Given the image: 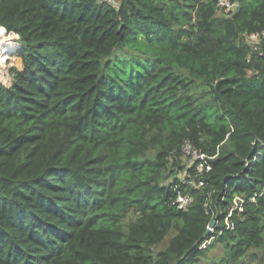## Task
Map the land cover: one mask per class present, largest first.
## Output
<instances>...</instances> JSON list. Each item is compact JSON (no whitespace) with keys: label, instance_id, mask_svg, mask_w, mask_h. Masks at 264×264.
Here are the masks:
<instances>
[{"label":"trees","instance_id":"1","mask_svg":"<svg viewBox=\"0 0 264 264\" xmlns=\"http://www.w3.org/2000/svg\"><path fill=\"white\" fill-rule=\"evenodd\" d=\"M233 1L0 0V264H264V0Z\"/></svg>","mask_w":264,"mask_h":264},{"label":"rangeland","instance_id":"2","mask_svg":"<svg viewBox=\"0 0 264 264\" xmlns=\"http://www.w3.org/2000/svg\"><path fill=\"white\" fill-rule=\"evenodd\" d=\"M5 39L10 41L9 45L0 46V78L5 83H10L8 81L11 80V76L9 75L12 68L15 66L21 67L22 66V59L16 54V49L19 47V45L16 42L17 34L16 33H8L7 30L5 32ZM6 42L3 38L0 39V43ZM182 162L184 164L189 165L192 163V160L190 158L183 159ZM186 174V171L181 173L182 176ZM137 213H131L126 220L125 224L127 225L128 222L134 218H136ZM211 233H213L216 228H211ZM213 244L215 243L214 240L212 241ZM211 242V243H212ZM210 243V244H211ZM166 246V242L156 246V250H160ZM209 247V245H208ZM223 254V248L222 245L219 243H215L214 245L210 246L207 250L206 254L202 256V258L196 263V264H208L209 261H212L213 259L221 257Z\"/></svg>","mask_w":264,"mask_h":264},{"label":"built area","instance_id":"3","mask_svg":"<svg viewBox=\"0 0 264 264\" xmlns=\"http://www.w3.org/2000/svg\"><path fill=\"white\" fill-rule=\"evenodd\" d=\"M99 1L100 2H107V3H110L112 5H118L119 4V0H99ZM217 5L224 12L231 13L238 7L239 3H238V1H233V0H218ZM251 38L256 41V40L259 39V35L253 34V35H251ZM182 152H183L182 160L186 159V158H190V160L196 162L198 159H204L205 158V155L204 154H199L197 149H195L193 147V145L189 141H186L183 144ZM206 165L207 164L204 163L203 161L200 162L199 165H198V171L202 172L204 169H206L207 171L209 169H211L210 166H208V165L206 166ZM202 184H203V182H200V185H202ZM192 200H193V198H192L191 194H189V193H184V194L180 193L178 198H177L176 203H177V205L179 206L180 209L187 210L188 207L190 206ZM211 242H212V239H206L203 242L202 247H206Z\"/></svg>","mask_w":264,"mask_h":264},{"label":"water","instance_id":"4","mask_svg":"<svg viewBox=\"0 0 264 264\" xmlns=\"http://www.w3.org/2000/svg\"><path fill=\"white\" fill-rule=\"evenodd\" d=\"M214 224H215V220H213V221L211 222V224H210V228H209L208 231L206 232V233H207V236L210 234V230H211V228L214 226Z\"/></svg>","mask_w":264,"mask_h":264},{"label":"clouds","instance_id":"5","mask_svg":"<svg viewBox=\"0 0 264 264\" xmlns=\"http://www.w3.org/2000/svg\"><path fill=\"white\" fill-rule=\"evenodd\" d=\"M210 228V227H209ZM211 231V230H210Z\"/></svg>","mask_w":264,"mask_h":264}]
</instances>
